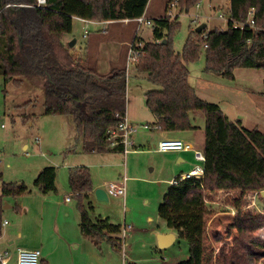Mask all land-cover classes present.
Wrapping results in <instances>:
<instances>
[{
    "label": "trees",
    "instance_id": "16d2710c",
    "mask_svg": "<svg viewBox=\"0 0 264 264\" xmlns=\"http://www.w3.org/2000/svg\"><path fill=\"white\" fill-rule=\"evenodd\" d=\"M174 1L167 0V7L171 8ZM200 1L178 0L176 7L188 13ZM148 5L149 0H46L42 5L38 0H0V76L5 84L12 82L15 86H21L26 79L40 83L44 87L40 115L70 118L82 152L123 151L122 145L111 148L108 136L109 130L121 122L117 113L125 114L127 110V70L113 68L107 74H98L82 58L72 59L71 46L64 37L72 32L75 18L86 23L134 20L146 13ZM230 10L227 28H216L203 36V31L192 30L182 52L174 49L172 39L181 23L166 15L153 19V41H133L142 52L135 70L153 85L145 96L158 128L197 129L195 113L201 112L205 118L204 173L171 184L158 209L166 225L189 243L188 259L178 264H206L213 260L214 252L209 250L205 238L207 216L215 211L208 204L212 200L208 196L219 190H259L257 196L264 199V133L231 120L218 103L201 98L190 83L189 63L199 57L202 43L206 48L207 73L234 80L238 68L264 69V0H230ZM251 17L255 26L248 22ZM61 51L68 53V63ZM23 117L28 120L31 115ZM74 150L72 146L66 152ZM57 172L54 165L44 167L35 187L44 194L56 191ZM69 186L78 201L82 234L97 245L107 240L120 251L121 225L108 217L93 216L95 207L90 193L94 185L89 167L74 170ZM28 191L24 183L3 182L0 218L4 197L16 198ZM242 205L236 203L232 225L238 231L234 245L240 256L229 263L221 249L218 264H251L252 256L264 252V242L256 236L264 226V213L241 211ZM216 239L220 241L221 236Z\"/></svg>",
    "mask_w": 264,
    "mask_h": 264
},
{
    "label": "rangeland",
    "instance_id": "374dc122",
    "mask_svg": "<svg viewBox=\"0 0 264 264\" xmlns=\"http://www.w3.org/2000/svg\"><path fill=\"white\" fill-rule=\"evenodd\" d=\"M164 15L171 20L179 19L181 23L180 27L173 32L172 39L174 49L182 52L192 30L196 32L195 29L199 25L207 24L202 36L216 28H227L231 18L230 0H201L188 13L181 11L179 6L168 8L167 0H150L145 16L155 19ZM85 29L88 30L86 35ZM64 39L68 40V43L76 41L73 47H69L70 54L74 57L72 59L82 58L98 74L104 75L113 68L125 67L128 78V113L142 116L149 114L150 119L153 120L145 96L146 91L152 89L153 85L146 77L136 72L135 67L138 62L128 63L130 45L134 40L141 39L144 43L153 41L152 26L145 24L138 29L134 21L129 23L123 20L111 23L89 21L86 23L80 19H74L73 30L65 35ZM205 51V43H202L199 57L189 63L190 83L195 87L198 95L208 102L218 103L231 120L241 121L242 127L257 128L264 133V69L238 68L235 70V79L228 80L218 73L206 72ZM60 55L65 62L70 61L66 51H61ZM29 100L32 102L28 103ZM43 102L44 87L40 83L26 79L21 86H15L12 82L5 84L4 78L0 76V172L3 181L9 182L19 172L18 170L22 172V169L43 167L45 163L60 169L63 177L64 162L73 159L72 153L66 156L63 152L66 143L70 142L74 149L81 146L80 142H76L75 129L68 140L70 130L67 122L75 126L70 118L62 115H40ZM25 103L28 104L24 105ZM25 114L31 115L29 120L24 119ZM195 114L199 125L197 148H203L205 118L201 112L197 111ZM64 122L66 129L63 128ZM150 125L154 128L152 123ZM141 132L142 130L139 133ZM146 167L147 173L153 171L152 165L148 164ZM170 184L164 180L161 183L157 181L154 185L142 182L139 183L137 191L126 200L123 197L109 196L108 202L94 203L93 216L109 215L113 222L122 225L123 238L125 237L127 245L119 254L124 255V264H178L188 259L189 243L185 238H177L166 249L158 247V234L166 231L176 233L174 229L167 227L158 214V205ZM258 192L259 190L247 193L238 191L233 196L217 193L208 196V199H212L208 200V204L215 211L207 216L205 238L209 250L213 251L214 255L213 260L206 264H218L221 249H224L229 263L231 259L239 258L240 255L234 245L238 231L232 228L237 213L235 206L236 203L242 202L241 211L262 210L260 212L264 213V199L257 196ZM146 196L151 197L147 205L143 201ZM13 199L14 197L11 196L4 197L3 204L14 202ZM9 212L11 211H8V214ZM150 214H152V221H150ZM30 215L33 214L30 213ZM8 217L10 220V216ZM124 223L137 225L140 229L127 233L124 231ZM148 225L155 226L156 233L148 231L147 228L141 229ZM217 235L221 236L220 241H217ZM256 236L264 242V226L256 232ZM117 256L119 261L120 257ZM251 264H264V252L252 256Z\"/></svg>",
    "mask_w": 264,
    "mask_h": 264
},
{
    "label": "crops",
    "instance_id": "0c3cea01",
    "mask_svg": "<svg viewBox=\"0 0 264 264\" xmlns=\"http://www.w3.org/2000/svg\"><path fill=\"white\" fill-rule=\"evenodd\" d=\"M64 41L67 42L68 40L64 39ZM126 113L127 117L135 124L142 125L151 122L154 125L152 130L140 129L142 132L139 133V131L135 134L133 137L134 145L129 148V152L125 153L111 149L101 152L84 153L82 152V145L72 152H66L69 147L73 146L70 142H67L63 152L66 156L72 153L73 159L69 162H64L65 174H63V177L62 172L58 169L56 191L44 194L34 185L42 169L49 165L47 163L43 167L36 166L29 170L22 169V172L18 170L19 174L17 173L9 180L10 183H24L29 187L28 192L21 194L19 197H14V202L11 201L9 204H3L0 218V250L10 251L11 262L16 260L17 250L24 248L40 249L42 252L40 264L125 263L124 255L119 254L122 248L127 245L125 237L123 238L121 224L122 233L119 236L122 238V247L120 251L116 250L111 242L107 240L97 245L82 234L80 226L81 215L77 206L78 201L69 186L70 175L77 168L82 166L89 167L94 185L93 191L98 187L106 189V185L109 182L122 180L125 176L128 177L126 195L120 196L126 200L127 197H130L131 194L137 191L139 183L144 182L154 185L157 181L161 183L164 180L170 184L172 179L187 174L193 171L197 165H201L196 160L194 151L192 150L161 152L157 149V145L161 140L169 138L183 140L193 145L194 148L203 150L204 145L203 148H197L199 128L176 131L160 129L156 125V118L152 113L153 120L150 119L151 116L149 114L142 116L133 114L132 112L128 113V99ZM68 126L70 130H68V140H70L71 132L74 129L76 130V127L74 126V128L70 122L69 124L67 122ZM63 128L66 129L65 122L63 123ZM148 164L153 166L151 173L146 172ZM0 181L2 191V183L8 181ZM151 190L152 194L153 189L151 188ZM237 192L235 190H219L216 193L218 195L226 194L233 196ZM150 196H146L143 199L146 205L150 203ZM90 200L93 205L97 202L93 192L90 193ZM8 211H11L9 212L10 214H8ZM30 213L33 215H30ZM8 216H10V220ZM151 216L152 214L149 215L150 221H152ZM106 217L113 222L111 216L106 215ZM145 228L154 233L157 231L155 226L148 225L141 227V229ZM138 229L140 227L137 225L124 223V231H127V233L138 231ZM167 233H171V231H166L163 234ZM117 255L120 257L119 261Z\"/></svg>",
    "mask_w": 264,
    "mask_h": 264
},
{
    "label": "built area",
    "instance_id": "2783aa9c",
    "mask_svg": "<svg viewBox=\"0 0 264 264\" xmlns=\"http://www.w3.org/2000/svg\"><path fill=\"white\" fill-rule=\"evenodd\" d=\"M150 1V0H149ZM46 2V0H38V4L42 5ZM178 0H175L172 6H176ZM253 14V10H251L250 15ZM223 17V15H221ZM125 22H136L138 29H140L143 25L147 24L148 26H153V19L147 18L145 14L141 17H138L134 20L124 19ZM250 26H255V21L251 17L248 20ZM235 25L243 26L244 23H235ZM237 27V26H236ZM87 29L85 30V35L87 33ZM141 51L138 47H135L133 42L130 45L129 50V62H137ZM117 116L120 118L121 122L119 123L118 127L109 130L108 142L111 148H114L118 145L123 146V152H129V148L134 145L133 137L137 134L140 129H152L150 124H135L133 123L128 117L127 113L119 114ZM157 149L161 152H170V151H194V155L196 160H198L201 165H197L196 168L180 177L174 178L171 180V184H179V182L191 178L193 176H201L204 173V162L206 160L205 154L203 150L194 148L193 145L190 143H186L180 139H163L161 140L158 145ZM128 177H124L122 180L118 181H111L106 185V191L109 196H125L127 192L126 182ZM253 205H255V201H253ZM41 256L42 252L40 249H24L19 248L16 254V260L11 262L10 261V251L0 250V264H40L41 263Z\"/></svg>",
    "mask_w": 264,
    "mask_h": 264
},
{
    "label": "water",
    "instance_id": "95a60500",
    "mask_svg": "<svg viewBox=\"0 0 264 264\" xmlns=\"http://www.w3.org/2000/svg\"><path fill=\"white\" fill-rule=\"evenodd\" d=\"M207 24L203 23L199 25L195 31L200 33L206 28ZM76 41L69 43L70 46H74ZM162 43H166V40H163ZM96 200L98 202H108L109 201V195L104 187H98L95 188L94 191H92ZM262 194L264 195V191H262ZM177 239L176 233H167V234H158V247L160 249H166L167 247L171 246Z\"/></svg>",
    "mask_w": 264,
    "mask_h": 264
}]
</instances>
